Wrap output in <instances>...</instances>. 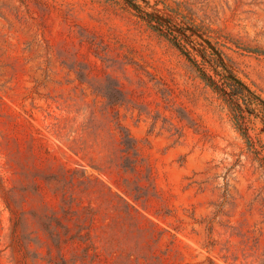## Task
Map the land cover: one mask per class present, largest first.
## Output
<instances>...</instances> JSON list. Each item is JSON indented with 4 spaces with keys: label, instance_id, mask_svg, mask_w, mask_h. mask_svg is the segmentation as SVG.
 Returning <instances> with one entry per match:
<instances>
[{
    "label": "rangeland",
    "instance_id": "1",
    "mask_svg": "<svg viewBox=\"0 0 264 264\" xmlns=\"http://www.w3.org/2000/svg\"><path fill=\"white\" fill-rule=\"evenodd\" d=\"M0 264H264V0H0Z\"/></svg>",
    "mask_w": 264,
    "mask_h": 264
},
{
    "label": "trees",
    "instance_id": "2",
    "mask_svg": "<svg viewBox=\"0 0 264 264\" xmlns=\"http://www.w3.org/2000/svg\"><path fill=\"white\" fill-rule=\"evenodd\" d=\"M202 77V79L206 82V84L214 91V92H216L220 97H222V100L228 105V106H230V104L227 102V100H226V97L225 96H223L222 95V93H224V94H227V93H225L223 90H221V89H219V88H217V86L209 79V78H207L205 75H202L201 76ZM231 87V89H232V91H234V90H239V89H244V86L240 83V82H237V85H235V86H230Z\"/></svg>",
    "mask_w": 264,
    "mask_h": 264
}]
</instances>
